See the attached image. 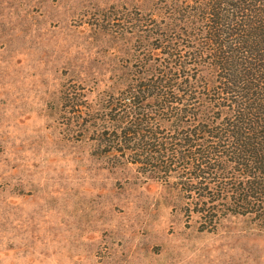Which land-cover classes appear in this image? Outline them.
<instances>
[{
    "label": "rangeland",
    "instance_id": "374dc122",
    "mask_svg": "<svg viewBox=\"0 0 264 264\" xmlns=\"http://www.w3.org/2000/svg\"><path fill=\"white\" fill-rule=\"evenodd\" d=\"M140 3L0 0V264H264L263 228L187 225L178 190L112 167L71 123L62 88H108L127 53L105 27Z\"/></svg>",
    "mask_w": 264,
    "mask_h": 264
},
{
    "label": "trees",
    "instance_id": "16d2710c",
    "mask_svg": "<svg viewBox=\"0 0 264 264\" xmlns=\"http://www.w3.org/2000/svg\"><path fill=\"white\" fill-rule=\"evenodd\" d=\"M139 2L105 27L127 53L108 88H62L71 123L112 167L178 190L187 225L264 229V0Z\"/></svg>",
    "mask_w": 264,
    "mask_h": 264
}]
</instances>
